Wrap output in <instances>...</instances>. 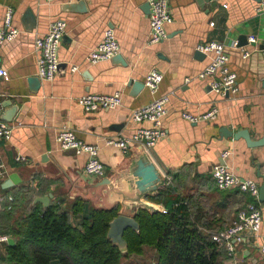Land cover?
Returning a JSON list of instances; mask_svg holds the SVG:
<instances>
[{
	"label": "crops",
	"instance_id": "1",
	"mask_svg": "<svg viewBox=\"0 0 264 264\" xmlns=\"http://www.w3.org/2000/svg\"><path fill=\"white\" fill-rule=\"evenodd\" d=\"M85 1L88 11L75 13L62 9L67 0L53 4L44 0H0V28L11 11L13 25L19 29L13 41L0 44V68L8 72L0 78V112H4L5 102L19 106L10 140L0 138L1 162L5 166L0 170V210L16 201L14 197L23 202L26 194L32 195L33 204L38 197L52 195L51 204L64 209L78 198L95 207L91 198L73 191L80 179L92 183L101 178L86 177L83 172L87 156L63 151L56 142L57 134L70 130L80 140L98 145L109 176L122 166L128 154L106 146L105 140L129 137L139 128L152 127L150 122L132 121V113L170 95L162 123L166 135L149 150L167 177L165 202L171 203L177 196L189 198L191 212L199 213L198 226L204 234L227 228L252 198L237 190H219L212 175L214 166L224 164L240 180H253L259 187L263 183L258 174L264 175V146L249 147L245 139L225 137L222 131L248 130L253 140L264 138L263 58L258 51L247 59L242 57L243 50H253L250 36L258 39L260 48L264 43L260 0H213L205 8L197 0H169L174 21L167 25L168 38L160 44L149 42L150 14L143 10L148 0ZM28 9L37 20L32 32L25 31L22 24ZM56 20L67 23L58 51L59 63L66 67L53 81H41L37 90L29 81L38 77L35 40ZM107 28L116 34L121 46L117 56L122 61L115 60V56L91 65L87 56ZM241 37H247L243 46H239ZM213 40L226 45L229 66L238 76L235 95L213 92L208 81L198 78L210 63V57L198 47ZM74 66L79 70L73 72ZM152 70L164 76L158 92L152 94L145 87L138 95H131L129 80L144 83ZM119 91L123 104L116 109L88 113L78 102L89 93ZM214 106L219 109L215 120L190 123L183 117L184 113L203 114ZM118 125H124L121 131L114 129ZM20 155L30 162L18 163L16 157ZM44 156L48 161L43 160ZM13 173L18 174L20 183L4 189L2 184ZM165 202L153 203L163 210ZM259 206L263 216L260 232L246 237L235 256L236 264H264L257 249L264 244V202L259 201ZM7 246L0 244V264H6L3 257Z\"/></svg>",
	"mask_w": 264,
	"mask_h": 264
},
{
	"label": "built area",
	"instance_id": "2",
	"mask_svg": "<svg viewBox=\"0 0 264 264\" xmlns=\"http://www.w3.org/2000/svg\"><path fill=\"white\" fill-rule=\"evenodd\" d=\"M46 4H53L59 0H44ZM77 2L78 0H67ZM151 13L150 21V44H160L168 38L167 25L172 24L174 19L171 13L169 0H148ZM258 12L264 14V0H260ZM67 23L64 20L52 22L46 33L39 35L35 40V50L39 55L37 76L41 81L51 82L55 79L59 71L58 51L62 40L66 34ZM19 34V29L14 27L12 22V12L7 13L6 20L0 28V44L13 41ZM249 44L253 50H243L242 57L249 58L254 51L261 53L264 62V43L259 47L258 39L255 36L249 37ZM121 46L113 29L107 28L102 40L87 56V61L91 65L103 61L111 60L120 53ZM198 50L210 57L207 68L198 75L200 80L209 82L211 90L216 93L229 92L236 94L238 91V81L236 72L229 66L230 55L226 45L219 41L203 43ZM78 67L72 68L73 72L78 71ZM8 75V72L0 68V78ZM164 79L163 74L152 70L146 77L144 85L152 94H156L160 84ZM79 104L86 112H95L100 109H116L123 104V94H86L78 100ZM170 95H163L147 105L136 109L132 113V121L135 123L150 122L152 127L139 128L131 136L109 137L105 140V145L119 149L124 154H128L132 147L142 146L146 150L154 148L157 143L166 135L163 129V118L168 113ZM219 114V109L214 106L209 111L194 115L184 113L183 117L190 123H199L215 120ZM14 123L0 120V138L10 140ZM56 142L63 151H71L76 155H86L87 162L84 167V175L92 178H103L107 176V167L101 161L100 147L88 144L80 140L77 135L70 130L61 132L56 136ZM18 163H29L30 160L24 156H17ZM0 170H5L1 162ZM213 178L216 186L221 191L237 190L249 195L252 201L237 212L234 221L227 228L219 231L213 236L218 247L223 248L229 257H235L238 249L245 242L246 237L251 233L255 237L260 232L262 226V212L259 206L260 187L253 180H240L224 164H216L213 168ZM162 213H167L166 209ZM9 236L0 234V244H8ZM258 252L264 263V244L258 246Z\"/></svg>",
	"mask_w": 264,
	"mask_h": 264
},
{
	"label": "trees",
	"instance_id": "3",
	"mask_svg": "<svg viewBox=\"0 0 264 264\" xmlns=\"http://www.w3.org/2000/svg\"><path fill=\"white\" fill-rule=\"evenodd\" d=\"M167 192L168 185L148 199L165 202ZM14 198L0 210V234L16 242L7 246L6 264H121L132 255H143L145 248L155 250V264H236V257L214 242L216 233L201 232L199 213L191 212L192 202L186 197L166 201L167 213L139 210V231L128 228L124 233L126 251L108 238L109 224L120 207L99 209L78 198L69 209L59 204L44 209L33 204L32 195L26 194L23 202Z\"/></svg>",
	"mask_w": 264,
	"mask_h": 264
},
{
	"label": "water",
	"instance_id": "4",
	"mask_svg": "<svg viewBox=\"0 0 264 264\" xmlns=\"http://www.w3.org/2000/svg\"><path fill=\"white\" fill-rule=\"evenodd\" d=\"M211 1L213 0H197L201 8H205ZM62 9L75 13H86L88 11L85 0L65 3L62 5ZM143 10L150 14V4H145ZM22 24L27 32H32L36 28V16L31 9H28L24 13ZM239 41V46H243L247 43V37H241ZM203 55L206 56L205 54ZM115 58V60L122 61L120 55ZM65 67V64H59V71ZM29 81L38 90L41 85V80L35 77L29 79ZM128 87H131V95L133 96L138 95L145 89L143 82L133 80H129ZM209 89L211 90L210 86ZM227 95H229V92H227ZM3 106L5 110L4 112H0V120L12 122L19 111V106L13 105L11 102H5ZM123 127L124 125H118L115 126L114 129L116 131H121ZM222 131L225 137H231L235 140L240 138L245 139L249 147L264 146V138L255 141L251 138L248 130L232 132L224 128ZM43 160L48 161V157L44 156ZM258 175L263 179L259 195V201L262 203L264 202V175L261 173ZM19 183L20 178L18 174L13 173L2 184V187L8 189ZM166 186L167 177L153 160L149 151L142 146H134L125 158L122 166L113 174L94 180L92 183L80 179L73 192L76 195H82L84 198H91L96 208L105 210H111L116 207L121 208L119 215L109 224L108 238L115 246L119 247L121 251H126L128 243L124 238L125 231L128 228L139 231L140 225L135 219L139 210H147L151 213H162V209L149 201L148 197L157 196ZM52 197V195L38 197L35 199L34 204L40 203L43 205V208L46 209L51 204ZM252 241H254V239ZM15 243V240L9 237L8 245L14 246Z\"/></svg>",
	"mask_w": 264,
	"mask_h": 264
},
{
	"label": "rangeland",
	"instance_id": "5",
	"mask_svg": "<svg viewBox=\"0 0 264 264\" xmlns=\"http://www.w3.org/2000/svg\"><path fill=\"white\" fill-rule=\"evenodd\" d=\"M70 205H69V208H71ZM90 205L93 206L92 204ZM155 260H156L155 250H153L152 248H145L143 255H132V257L130 258L124 259L121 262V264H153Z\"/></svg>",
	"mask_w": 264,
	"mask_h": 264
}]
</instances>
